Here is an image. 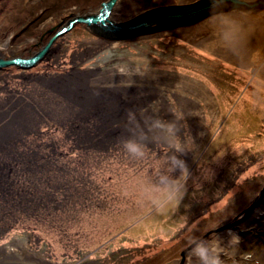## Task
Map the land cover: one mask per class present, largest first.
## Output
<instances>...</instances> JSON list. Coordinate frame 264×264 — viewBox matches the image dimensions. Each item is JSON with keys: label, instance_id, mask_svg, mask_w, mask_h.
Wrapping results in <instances>:
<instances>
[{"label": "rangeland", "instance_id": "obj_1", "mask_svg": "<svg viewBox=\"0 0 264 264\" xmlns=\"http://www.w3.org/2000/svg\"><path fill=\"white\" fill-rule=\"evenodd\" d=\"M116 1L0 0V264H187L194 241L228 230L264 258V71L206 39L232 3ZM242 1L230 16L263 18L264 0ZM156 119L186 176L166 131L142 158L123 149ZM93 132L118 146L95 158Z\"/></svg>", "mask_w": 264, "mask_h": 264}, {"label": "clouds", "instance_id": "obj_2", "mask_svg": "<svg viewBox=\"0 0 264 264\" xmlns=\"http://www.w3.org/2000/svg\"><path fill=\"white\" fill-rule=\"evenodd\" d=\"M212 0H210V5ZM224 21H217V24L210 28V41L215 42L218 47L233 54L239 53L242 49L251 47L254 43V33L251 30H245L243 25L233 16L224 15ZM212 18L211 16L209 17ZM131 119V114L129 115ZM147 129V131L144 130ZM144 128L140 130H130L127 137L122 141L123 149L131 157H144L149 133L156 129L166 131L171 139L170 148L174 149L176 155H172L170 163L174 171H180L183 176L188 174L186 161L181 158L184 149L175 136V129L171 125H165L162 121L156 119L149 121ZM168 180L169 178H164ZM169 191L172 198H179L181 194V185L177 181H171ZM243 243L242 237L228 230L224 235L216 232L205 239L196 240L189 249L187 264H236V260L229 261L228 257L235 250L239 251L237 260L242 259V264H264V258H257L252 252L241 250Z\"/></svg>", "mask_w": 264, "mask_h": 264}, {"label": "bare ground", "instance_id": "obj_3", "mask_svg": "<svg viewBox=\"0 0 264 264\" xmlns=\"http://www.w3.org/2000/svg\"><path fill=\"white\" fill-rule=\"evenodd\" d=\"M123 1H127V0H117L116 1V5H119V6L122 5L124 3ZM229 2L232 3V5H229L230 9L227 10V13L226 14L217 15V19L215 20V22L213 23V25H211V26L208 25V26L205 27V28L208 27L207 28L208 30L206 29L207 32L210 30V28L214 27L217 24V21L220 20L219 18H221V20L224 21L225 20L224 15H229V13L232 12V11H234V10L239 11L238 8H240V6H242V3H244L242 0H229ZM199 4H201V3H199ZM196 5H198V3ZM114 10H116V8ZM196 10H197V8L194 9L192 12L195 13ZM242 16H243L242 13L241 14L240 13H237V16L234 17V18L235 19H238L239 17L240 18H243ZM246 21H248V22L242 23L243 27L245 28V30H251L254 33V37H255L254 43H253V45L251 47L244 48L239 53L233 54L231 52H227L224 49L218 47V45L215 42L210 41V39H209V33H207L206 39H207V41H209V44L211 45L209 47V50H215L216 52H218L219 54H221L222 59L228 58L227 57L228 54H229V57L231 56V58H237V59H239V60L235 59V64L236 65L237 64L240 65L241 64V60H246L247 57H249V60H248L249 61V65H250V67H253L254 66L252 69H254L255 75H259V76L262 75L263 76L262 72L264 71V53H260V50L258 49V47L255 48V46L264 45V16H263L262 19L258 18L257 20L256 19H252V18H246ZM205 23H208V22L207 21H200L197 25H194L193 27L196 28V29H199V28L203 27V25ZM141 24H144V22H141ZM201 30L203 31L202 28H201ZM199 37H201V36H199ZM199 37H197V39H196L197 41H200L199 39H201V38H199ZM194 38H196V37H193L192 39H194ZM212 43H214V44L212 45ZM207 48H208V45H207ZM84 80H86V79H84ZM73 85L69 89L66 88L67 91H71V92L74 91L76 93L75 96L71 98V100H74L75 97H76L75 98L76 100H79L80 97L85 96V93H87L86 86H82V85H80L78 83H76V84L74 83ZM67 94L69 96V93H66V95ZM113 101L120 102L121 100L118 101V100L114 99ZM121 103L123 104V101H121ZM123 107L125 108L126 106H121V108H123ZM87 139L90 140V142H92V144L96 147V148L95 147H90L91 149L89 151V153L91 155H93L95 158H98L97 157L98 156V153H100L97 150L98 149L97 148L98 146H101L102 148L105 147L106 149H109V148H114L115 149L118 146V144H119V142L116 143L115 141H111V142H107L106 141L105 143L104 142H100V141L97 140L98 139V136L95 135V132H93V134L92 133L89 134V136H87ZM91 151H93V153H91ZM90 179H92V177H90ZM97 200H99V199L98 198H95V200H93V201H97ZM29 254H32V253H29Z\"/></svg>", "mask_w": 264, "mask_h": 264}, {"label": "water", "instance_id": "obj_4", "mask_svg": "<svg viewBox=\"0 0 264 264\" xmlns=\"http://www.w3.org/2000/svg\"><path fill=\"white\" fill-rule=\"evenodd\" d=\"M111 5V4H110Z\"/></svg>", "mask_w": 264, "mask_h": 264}]
</instances>
